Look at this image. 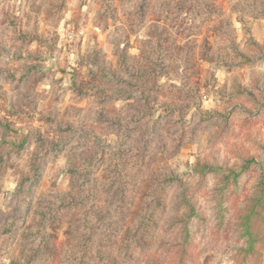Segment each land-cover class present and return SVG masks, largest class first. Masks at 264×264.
I'll return each instance as SVG.
<instances>
[{
  "label": "rangeland",
  "instance_id": "374dc122",
  "mask_svg": "<svg viewBox=\"0 0 264 264\" xmlns=\"http://www.w3.org/2000/svg\"><path fill=\"white\" fill-rule=\"evenodd\" d=\"M249 158L220 192V174L190 175ZM173 171L204 220L187 239L159 214L130 244L142 185ZM262 181L264 0H0V264L34 255L50 206L30 264H264V208L239 250Z\"/></svg>",
  "mask_w": 264,
  "mask_h": 264
},
{
  "label": "trees",
  "instance_id": "16d2710c",
  "mask_svg": "<svg viewBox=\"0 0 264 264\" xmlns=\"http://www.w3.org/2000/svg\"><path fill=\"white\" fill-rule=\"evenodd\" d=\"M192 8V7H190ZM106 74L105 72H103ZM119 146V145H118ZM116 150L113 149L112 154H116ZM256 163V160L254 158H249L246 160V162L241 166L240 170L237 171L233 168H223L222 166H214L211 164H208L206 162H201V160L197 159V163L195 167L191 170L190 175L191 177H204L207 175H219L220 174V180L222 182V185L219 187H216V190L219 192L224 190L229 182L236 181L240 175V173L245 170L249 169L251 167V164ZM120 166V165H119ZM111 167V166H110ZM111 171H113L115 174H113L117 181V188L121 190L123 188L122 181H120V177H118V172L120 173V167H111ZM174 172V171H173ZM169 176L165 173H161L159 175H156L154 177H151V179L154 178V185L149 184H143L139 196L136 200V203L132 210V218L135 221L134 225L132 226L133 229L131 230V233L129 231L127 238L128 242L134 246H140V248L143 249V247L148 245V240L146 239V234L149 232V230L152 227L157 226V219L159 214H168V222L167 227L173 228L176 225H179L181 228V231L184 233L185 238H190L191 233V224L194 220L203 221L204 218L201 215L200 211L196 207L194 200L191 197V192L189 189V182L185 179H181L180 176L177 173H168ZM166 183H170L171 185L175 186V192L173 195V201L168 203L166 201V198L162 197V191L164 189V185ZM264 184V182H261ZM169 187V186H168ZM261 189L259 192H257L255 195H253L250 199L252 202V205L249 209L248 215L246 217H243L242 222V242L244 243V247L239 248L241 252H244L245 254H250L255 247V244L257 242V236L258 233H253L252 228L253 225L251 223V215L257 214L259 212V209L261 210L264 208V185L260 186ZM85 188V184H83V187L81 189V203L84 202L86 197L83 193V189ZM160 191V192H159ZM123 192V189L122 191ZM72 204V201H68V205ZM221 203L219 202L218 205ZM47 211H44L41 214V220L40 224L37 223L36 229L33 231L32 226H28L27 228H31L34 233L35 237H37L38 240V247L34 251V255H30L27 261H25L26 264H30L34 261L36 254H44L48 253L52 245L49 243V234L46 231V221L51 220L55 217L56 213H58V207L50 206ZM35 214L34 221L37 220L38 213ZM34 223V222H33ZM32 223V224H33ZM41 225V226H40ZM13 232L18 231L17 226H15L12 230ZM184 243V242H183ZM181 243V244H183ZM187 245L184 246L186 248ZM94 252V249H93Z\"/></svg>",
  "mask_w": 264,
  "mask_h": 264
}]
</instances>
